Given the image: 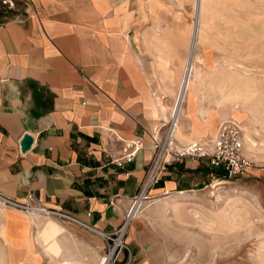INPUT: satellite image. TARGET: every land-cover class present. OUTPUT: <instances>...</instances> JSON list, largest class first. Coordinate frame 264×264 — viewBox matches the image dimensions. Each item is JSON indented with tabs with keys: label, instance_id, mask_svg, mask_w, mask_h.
<instances>
[{
	"label": "crops",
	"instance_id": "1",
	"mask_svg": "<svg viewBox=\"0 0 264 264\" xmlns=\"http://www.w3.org/2000/svg\"><path fill=\"white\" fill-rule=\"evenodd\" d=\"M175 12L164 0H0V193L21 202L31 193L93 227L4 206L0 240L10 254L26 252L28 264H100V231L124 221L152 162L155 129L170 119L191 63L176 143L212 140L219 122L237 114L252 173L264 172L249 116L201 98L195 11L189 26ZM26 133L32 141L23 149ZM135 138L142 146L133 159L114 163ZM159 176L150 194L200 187L211 168L169 157Z\"/></svg>",
	"mask_w": 264,
	"mask_h": 264
},
{
	"label": "rangeland",
	"instance_id": "2",
	"mask_svg": "<svg viewBox=\"0 0 264 264\" xmlns=\"http://www.w3.org/2000/svg\"><path fill=\"white\" fill-rule=\"evenodd\" d=\"M164 1L176 10L178 22L186 14L191 25L195 0ZM202 4L194 50L203 53L204 62L195 61V86L207 105L249 116L251 127L261 134L255 155L264 163V0ZM224 92L227 99L218 102ZM235 93L239 98H233ZM228 119L243 131L247 128L237 114ZM199 185L160 194L147 189L121 233L125 247L115 248L114 241L102 238L97 261L105 255L107 264H264V172L210 176ZM4 206L13 205L0 200V232ZM10 253L0 240V264H28L26 252Z\"/></svg>",
	"mask_w": 264,
	"mask_h": 264
},
{
	"label": "built area",
	"instance_id": "3",
	"mask_svg": "<svg viewBox=\"0 0 264 264\" xmlns=\"http://www.w3.org/2000/svg\"><path fill=\"white\" fill-rule=\"evenodd\" d=\"M163 126L164 128L160 126L155 129V135L153 136L154 155L152 162L143 181V185L139 190V194L135 195L132 199V203L126 213L123 223L112 230L100 231L105 239L116 243L115 248L119 247L121 249L125 247L120 236L130 217L132 205L140 196L144 198L147 189L153 182L157 181L160 172L166 168L167 158L174 157L175 159L181 160L192 157L205 161L211 168V176L214 178H218V176L224 178L241 176L249 172L255 165L254 160L244 152L241 129L232 119L219 122L216 134L212 140L206 141L196 139L182 146L178 145L174 138L177 118L171 116ZM125 145L128 150L112 159L113 162L119 166L133 159L136 152L141 148L142 141L140 138L129 139L125 141ZM0 200L4 204L17 206L27 211H44L55 217L68 219L85 227L93 228L89 223L69 212L57 208H48L35 203L31 193H28L27 202L17 201L2 193H0ZM87 214L90 215V211H87Z\"/></svg>",
	"mask_w": 264,
	"mask_h": 264
},
{
	"label": "bare ground",
	"instance_id": "4",
	"mask_svg": "<svg viewBox=\"0 0 264 264\" xmlns=\"http://www.w3.org/2000/svg\"><path fill=\"white\" fill-rule=\"evenodd\" d=\"M202 5H203L202 4V0H195V4H194V11H195V16H196L195 38L198 35V28H196V27H197V22H199V20H200L201 9L203 7ZM194 43H195V40H194ZM188 69L189 70H188L187 75L185 77L184 83H183V85H182V87H181V89L179 91V95H178V98H177V102H176V104H175V106H174V108H173V110L171 112V115H170V116H172L174 118H178V115L180 114L181 106L183 104L182 103L183 98H184L186 92L189 89H191V86L193 84V78H192L193 65H192V63L190 64V68H188ZM143 201H144V199L142 198V196H140L139 198H137V200H135V202L132 205V210H131L129 216H133V215H135V213H137V210L141 207ZM107 260H108V257L107 256H104L101 259L100 264H107Z\"/></svg>",
	"mask_w": 264,
	"mask_h": 264
},
{
	"label": "water",
	"instance_id": "5",
	"mask_svg": "<svg viewBox=\"0 0 264 264\" xmlns=\"http://www.w3.org/2000/svg\"><path fill=\"white\" fill-rule=\"evenodd\" d=\"M191 54H192V51H191ZM31 141H32V136L26 133L22 139V148L27 149L28 146L31 144Z\"/></svg>",
	"mask_w": 264,
	"mask_h": 264
}]
</instances>
